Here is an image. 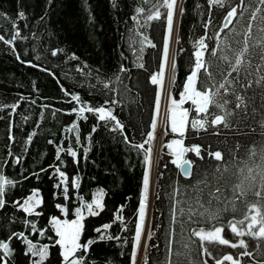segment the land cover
<instances>
[{"label":"trees","instance_id":"trees-1","mask_svg":"<svg viewBox=\"0 0 264 264\" xmlns=\"http://www.w3.org/2000/svg\"><path fill=\"white\" fill-rule=\"evenodd\" d=\"M231 3L232 6H237V16L233 24L221 34V38L229 35L231 40L239 41L240 43L232 45L238 52L243 48L244 34L248 31L246 24L251 19L250 12L264 6L255 0H249L247 12L240 18V12L245 5L240 0H231ZM151 6L142 0H0V13L3 14L0 15V35L10 39L15 32L13 24H16L21 36L26 37L14 42L15 53L12 51L13 46L0 41V105L19 104L11 115L10 108L0 109V172L12 179L15 185L7 187L9 201L20 200L23 203L33 190H38L39 199L42 200V204L35 207V212L42 215H28L11 203L0 210V239L6 240L10 233L23 231L38 246L49 245V256L44 264H62L60 248L58 245L54 246L58 237H55L49 222L51 217L69 220L75 218L72 212L65 217L56 205L67 204L74 209L82 203H90L100 190L104 192V210L98 216L92 217L82 209L86 219L83 222L85 230L81 243L88 239L97 241L90 246L86 257L88 264H132L135 226L138 222L139 200L143 191L142 178L146 167L144 155L151 148L152 158L154 138L144 145V149L133 145L147 140V132L152 130L157 87L151 84L150 76L158 71L166 31V18L154 19L145 24V15H137L135 12L137 7L147 9ZM180 7L184 11L182 15H178L176 35L179 40L174 41L172 52L176 69L174 73L170 69L169 84V89L177 100L194 60L193 44L204 35V23L209 18L208 0H182ZM21 11L25 14L23 19L18 16ZM160 11L164 13L166 9L161 8ZM222 12L221 7L215 6L212 17L218 21ZM134 16L137 19L134 20ZM259 24V20L254 22L249 44L260 39L262 34L257 31ZM236 32L240 35H236ZM52 49L63 51L53 57ZM259 50L250 49L254 56ZM17 54L20 55L19 60L16 58ZM227 54L234 62L235 54ZM73 56L75 59L71 58ZM205 56L206 59H213L208 53ZM21 61H32L39 67L29 66ZM256 62H260L258 56ZM121 64L127 68L126 72H118ZM141 64L143 67H140ZM216 64L219 67L213 65V72L230 70L224 62L217 61ZM243 71L246 69L242 68ZM117 74L122 77L123 83L115 80ZM109 78H112L110 87L113 91L105 89L101 83V80L109 82ZM256 78L258 77L255 74L251 77L253 80ZM217 80L222 82V77L217 75ZM62 87L69 93L78 94L82 101L90 103L91 106H99L106 99H117L119 103L111 107L123 129L113 130L115 121H109L105 126L92 113H84L87 119H81L75 113L66 114L73 107L78 108L79 103H68L70 96L64 94ZM254 91L258 93L260 90L248 89L247 95L253 96ZM239 92L243 95L245 90L239 89ZM228 98L235 102V96L229 94ZM184 107L193 108L190 101H186ZM230 107L234 108V103ZM57 109L60 111H56ZM210 111L221 113V110L214 108H210ZM248 111L251 113L250 107ZM196 115L194 110L190 111L184 137L172 134L170 121H164V133L155 166L147 235L144 240V244L148 245L149 264H165L169 255L166 251L169 240L172 241L170 254L173 264H203L205 260L207 264H215L213 257L203 254L202 243L212 251L214 257L222 258V254H238L244 251L243 248L233 249L219 245L218 242H201L191 234L193 229L199 227L211 228L213 222L184 223L183 226L180 223H170L171 208L175 203L172 196L174 189L184 192L185 186L203 179L205 171L212 173L215 166L221 163L208 156L209 149L222 151L224 159L228 161L226 166L229 171L224 176L229 181V197L232 196L231 185L239 182L233 176L237 169L235 162L229 159L230 149H238L239 157L243 158L240 167L245 168V176L248 174L245 164L259 171L257 165L260 157L252 159L248 153L254 144L258 145L264 140L261 113L257 112L255 118L251 115H234L230 117V128H225L223 124L213 127L206 123L205 129L198 131L191 127V119ZM205 117L207 114H201L200 118ZM74 123L77 128L68 131ZM93 126L97 127L95 132L92 131ZM77 133L80 136L79 144L76 142ZM9 135L14 139L9 140ZM30 135L32 140L29 142ZM125 136L128 142L125 141ZM173 139H183L186 147H201L203 159L194 152L186 153L185 158L193 162L191 178L185 177L180 169L170 163L174 157L169 154L166 145ZM58 147H72L77 152V157L73 158L64 151L60 153V160H57ZM84 148L89 151L85 153ZM16 158H19V163H16ZM4 161L8 163L5 164ZM56 167L68 177V200L64 198V185L56 187L61 179L55 172ZM221 170L223 171V166ZM77 176L80 178L79 189L72 187V180ZM213 183L215 184V180ZM220 184L223 187L224 181ZM257 187L259 188V179ZM207 191L205 189V194ZM189 194H192L190 188ZM257 199L249 192L246 198L240 197L236 201L235 212L229 205V210L223 213V224L227 225L229 220L243 219L250 206L257 203ZM261 203L264 204V200ZM121 206L122 211H119ZM117 215L122 219L117 220ZM183 219L187 220V214ZM25 220L37 225L36 233L32 232L30 225L24 224ZM106 223L112 224V227L102 229L105 235L118 236L120 239H98L99 234L95 229ZM40 230L46 234L39 235ZM149 232L152 233L150 240ZM222 235L230 242L238 243L243 239L247 244L248 251L253 255L237 256L241 264H256L257 261L264 264V238L249 235L236 237L227 226L224 227ZM153 244L158 245V248L153 247ZM10 248L14 250L10 264H31V258L24 255L26 246L20 240L10 241ZM177 252L182 255L177 256ZM144 255L143 248L140 258ZM140 258L138 264H143Z\"/></svg>","mask_w":264,"mask_h":264},{"label":"snow or ice","instance_id":"snow-or-ice-1","mask_svg":"<svg viewBox=\"0 0 264 264\" xmlns=\"http://www.w3.org/2000/svg\"><path fill=\"white\" fill-rule=\"evenodd\" d=\"M143 3H150L151 8L137 7L135 12L137 15H145V24L154 19L166 18L167 22V35L164 37V45L162 52V59L159 64L158 71L150 76V82L152 85H160L161 90L156 93L154 100V108L157 114L160 113L161 97L164 96L168 101H170L169 113L166 114V121H170L171 133L178 134L180 137L185 136L186 126L189 124V115L190 111H195L197 114L196 117L191 119V127L195 130L205 129V124L208 123L210 126L224 125L225 128L232 127L230 122V117L234 115L247 116L251 115L255 118L257 112L261 113V127H264V8L257 7L255 10L250 12L251 19L247 21L246 27L248 31L244 34L243 48L238 52L232 47L233 43H240L239 41H233L229 38V35H225L224 38H221V34L225 29L229 28V25L233 24L234 18L237 16V6H232L231 0H208L209 12L208 20L204 23V35L200 38H197L193 44L194 51L192 56L194 57L192 65H190L189 72L186 74L184 83L182 84V90L179 92V99L173 97L170 89L165 88L163 85V78L165 75L166 67L171 69L173 73L176 69V63L173 58L170 57V41L175 40L178 42L179 38L174 30V16L176 14H183L184 9L179 6V0H142ZM259 5L264 6V0H255ZM240 3L245 5L244 9L240 12V18H243L245 12L248 10L249 0H240ZM215 6H219L223 9L221 16L218 18V21L212 17V9ZM166 9V12L162 13L160 9ZM0 15H3L0 13ZM24 12H19L18 16L20 19L24 18ZM133 19H137V16H134ZM259 20L260 24L257 28V31L262 35L260 39L256 40L255 43L249 44L251 37V30L254 27V22ZM143 26V25H142ZM15 29L14 34H12L10 39H6L4 35H0V41H3L4 44L13 46L12 51L15 53L16 49L14 47V42L18 39H26L20 34V30L16 24H13ZM235 32V29H233ZM236 35L240 33L236 32ZM147 38H145V41ZM142 44L144 41L141 42ZM150 44V42H148ZM155 46V45H151ZM259 48V52L254 56L250 49ZM62 49H52L51 55L53 57L57 56ZM228 52H233L235 54L234 62L232 58L228 56ZM208 53L213 59H206L205 54ZM258 56L259 63L256 62V57ZM16 58L19 60L20 55L17 54ZM75 59V57H71ZM217 61L224 62L228 65L230 70L221 69L219 72H213L211 69L213 65L219 67L216 64ZM22 63H27L32 67H39L37 64H33L32 61H21ZM140 67H143L141 64ZM242 68L246 71L242 72ZM47 71V69H42ZM127 68L121 64L118 72H126ZM225 71L227 74L225 75ZM52 74V73H50ZM235 74V75H233ZM256 75L258 78L255 80L251 79L253 75ZM217 75L222 77V82L217 80ZM115 80L119 83H123V79L120 75L115 76ZM112 78H109V82H104L103 86L109 91L114 89L110 87ZM174 83V81H173ZM95 87V85H93ZM127 87V86H125ZM239 89H244V94H240ZM248 89H259L257 93L254 91L253 96L247 95ZM62 91L66 96H70V100L67 101L71 103L73 101L79 103V107H73L66 114H77L81 119H87L84 116L85 112L92 113L96 115L98 121L104 122L105 126L109 121H115L113 125V130L123 129V125L113 114L112 105H117L119 101L115 98L109 100L106 99L103 104L99 106H91L90 103H85L81 100V97L78 94H72L62 87ZM229 94L235 96V102L228 98ZM257 97L259 99V106H257ZM21 99H25L21 97ZM186 101H190L193 106L192 109L184 107ZM35 103V101H33ZM234 103V108L230 107ZM19 104L15 103L12 105H0V109L10 108L12 113H15ZM43 107H49V105H43ZM251 108V113L248 109ZM210 108L221 110L220 114L210 111ZM239 110V111H237ZM56 111H60L57 109ZM201 114H207V117L210 119L200 118ZM156 118L154 117L151 121V128L154 130L156 128ZM77 128V125L74 123L68 131H73ZM97 130L96 126H93L92 131ZM150 130L147 132V140L138 145H133L138 149H144V145L149 143L154 138V131ZM219 134V133H216ZM35 135V133H33ZM9 140H13L14 137L9 135ZM125 141L128 142L127 136L124 137ZM32 140V135L28 137V141ZM77 144L80 143V136L77 133L76 135ZM52 143V141H49ZM169 149V154L174 157L170 160V163L174 165L177 169H181L185 177L191 178L193 162L185 158L186 153L194 152L196 156L203 159L201 155V147L196 145L192 147L184 146L183 139H173L170 143L166 145ZM67 151L68 155L73 158L77 157V152L73 150L72 147L64 149L62 147L57 148L56 159L60 160V153ZM88 148H84V152L87 153ZM152 149L149 148L146 150L144 155V164L145 170L142 178V187L143 191L140 194L139 207H138V222L136 223L135 230V243L133 245L132 253V264H138L137 252L141 247V236L143 232L142 222L146 217L147 209V197L149 193L150 186V174H151V165L152 158L151 153ZM249 157L255 159V157H260V163L257 165L256 169L245 164L247 167L248 174L244 175V167H240V164L243 163V158L239 157L238 149L229 150V159L234 161L236 164V171L233 172V176L236 177L239 182L231 185L232 196H228L229 192V181L225 179L224 173L228 172L229 169L226 166L228 161L224 159L222 151L215 150L212 151L209 149L208 156L214 159L218 163L215 166V169L212 173L207 171L204 172L203 179H198L194 184L185 186L184 192L174 189V194L172 199L175 200L171 208L170 213V223H180L183 226L184 223H194V224H208L213 222L211 228L206 229L205 227H199L198 229L192 230V235L199 238L201 242L207 241L209 243L218 242L219 245L230 246L233 249L243 248L244 251L238 254H222V258L219 256H213L212 251L208 249L207 246L201 244L204 248V255L208 257H213L215 259V264H225V262H230V264H241L240 259L237 256H248L252 257V252L248 251V246L243 239H240L238 243L230 242L228 239L224 238L222 235L223 229L225 226L230 227L231 232L236 237H242L249 235L256 238H264V204L261 203L264 200V140L260 144H254L249 149ZM8 155H12L8 153ZM4 163H8L4 161ZM16 163H19V158H16ZM223 166V171L221 170ZM51 167V166H50ZM167 167V164L164 165ZM45 171V169H41ZM55 172L59 175L60 183L56 185L59 188L61 185H64V198L65 200L69 199L68 196V177L64 171H61L59 167L55 168ZM219 173V175H217ZM255 173V174H254ZM211 177V179H210ZM242 177V178H241ZM257 179H259V188L257 187ZM80 178L77 176L72 180V187L79 189ZM215 180V184L213 183ZM224 181V186L221 187L220 182ZM245 183L247 187L245 188ZM15 186L12 179L6 177L5 174L0 172V210L4 209L9 203H11L18 210H22L28 215L36 214L42 215V213L35 212V207L42 204V200L36 199L39 196L38 190H33L31 195L23 200V203L20 200L9 201L7 199V187ZM189 188L191 189V195L189 194ZM205 189L207 193L205 194ZM257 197V203L253 204L249 208L248 214L244 215L243 219H233L227 222V225L223 224V213L228 211V206L231 205V210L236 211V201L240 197H247L248 193ZM239 193V195H237ZM183 197L178 199L177 197ZM104 192L100 190L93 196V199L90 203H82L80 206H76L74 209L69 208L67 204L61 205L57 204L56 207L65 217L72 212L74 214V219H63L53 216L50 219V224L54 230L55 239L54 246H59L60 248V257L62 258V264H88L86 259L90 246L96 243L94 239H88L86 242L81 243V236L84 233L85 225L84 220L86 219L82 209H86L88 216H98L100 212L104 210L103 203ZM35 200V204H33ZM223 205V207H221ZM123 206L119 211H122ZM254 213V214H253ZM187 214V220L185 221L183 217ZM117 220H121L122 217L117 215ZM115 221H113L114 223ZM25 225H30L32 232H37V225L32 223L29 220L24 221ZM112 227V224L106 223L99 228H96L95 231L99 234L98 239H120L116 236H106L103 230H107ZM258 229V230H257ZM46 233L43 230L39 231V235L44 236ZM152 233H148V239H151ZM13 239L20 240L26 246V251L24 252L25 256L31 258V264H44V261L49 256V245H40L38 246L35 242L29 239L28 235L25 232H12L8 235L6 240L0 239V264H10V257L14 254V250L10 248V241ZM52 239V237H49ZM171 244L172 241L169 240L168 245L166 246V251L169 252V255L166 258L165 264H173L171 259ZM153 247L158 248V245L153 244ZM187 247V245L185 246ZM259 247V245H258ZM145 255L141 257L143 264H149V256L147 255L148 245H143ZM177 256L182 255V253L177 252ZM38 257L39 259H35ZM203 264H207L205 260ZM256 264H260L259 261Z\"/></svg>","mask_w":264,"mask_h":264},{"label":"rangeland","instance_id":"rangeland-1","mask_svg":"<svg viewBox=\"0 0 264 264\" xmlns=\"http://www.w3.org/2000/svg\"><path fill=\"white\" fill-rule=\"evenodd\" d=\"M182 0H179V6L181 5ZM178 15L176 14L174 16V30L176 33V27H177V21H178ZM165 35H167V22H166V31H165ZM174 39L170 41V57L172 58V52H173V46H174ZM170 80H171V71L169 68L166 67L165 70V75L163 78V85L165 88L169 89V84H170ZM157 87V92L161 90V86L160 85H156ZM170 101H168L166 99V97L162 96L161 97V105H160V113L157 114V112L155 111L154 108V114H155V118L157 121L156 124V128L153 130L154 131V153L152 156V165H151V174H150V186H149V193H148V197H147V209H146V217L145 220L142 222L143 224V232H142V236H141V247L139 248L138 252H137V257H138V262H139V258L141 256L142 253V249H143V238L145 240L146 235H147V229H148V221H149V207L151 205V194L153 193V186H154V175H155V166H156V162H157V157H158V149L160 146V142L162 139V135L164 133V121H165V116L166 114H169L168 109L170 108ZM171 126V125H170ZM158 131H161V133H158ZM36 199H39V196L36 197ZM33 204H35V200H33L32 202ZM86 211V209H85ZM85 211H83L85 213ZM61 220H63V218H60Z\"/></svg>","mask_w":264,"mask_h":264},{"label":"water","instance_id":"water-1","mask_svg":"<svg viewBox=\"0 0 264 264\" xmlns=\"http://www.w3.org/2000/svg\"><path fill=\"white\" fill-rule=\"evenodd\" d=\"M181 173H182V170L180 169ZM183 174V173H182ZM151 198H152V194H151ZM151 206V205H150ZM149 214H150V207H149ZM149 219V218H148ZM143 242H144V238H143Z\"/></svg>","mask_w":264,"mask_h":264},{"label":"bare ground","instance_id":"bare-ground-1","mask_svg":"<svg viewBox=\"0 0 264 264\" xmlns=\"http://www.w3.org/2000/svg\"><path fill=\"white\" fill-rule=\"evenodd\" d=\"M158 133H161V131H158Z\"/></svg>","mask_w":264,"mask_h":264}]
</instances>
